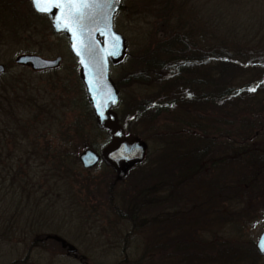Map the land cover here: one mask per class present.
Here are the masks:
<instances>
[{"label":"trees","instance_id":"16d2710c","mask_svg":"<svg viewBox=\"0 0 264 264\" xmlns=\"http://www.w3.org/2000/svg\"><path fill=\"white\" fill-rule=\"evenodd\" d=\"M191 1H141L144 8L155 9L144 11L146 16L161 17L156 24L162 31L149 55L134 61L131 76L150 90L140 99L122 98L118 107L123 104L119 117L124 129L140 136L150 129L155 144L126 174L133 175L127 189L115 192L121 180L107 184V201L114 216L128 223L129 236L141 233L143 255L153 252L160 264H248L257 255L252 240L250 246L240 244L243 221L264 202V16L246 25L252 26L250 32L236 34V19L225 32L220 26L224 17L238 18L230 15L233 3L242 9L248 0H212L209 12L216 18L209 25L205 18L186 15ZM132 59L128 52L121 64ZM3 91L13 95L12 101H2ZM0 92V149L6 138L18 139L33 128L37 117L36 127L54 119L41 96L22 95L7 73L0 75ZM84 105L93 119L85 97ZM28 107L29 122L20 123ZM125 117L140 124L130 129ZM83 134L77 126L76 137ZM89 142L87 147L95 150L103 146ZM5 155L6 150L0 151V160ZM57 169L69 173L66 167L61 173ZM22 192L35 200L37 189ZM7 220L0 221L3 233L13 230ZM221 226H229L228 240L217 235L211 240L209 235Z\"/></svg>","mask_w":264,"mask_h":264},{"label":"rangeland","instance_id":"374dc122","mask_svg":"<svg viewBox=\"0 0 264 264\" xmlns=\"http://www.w3.org/2000/svg\"><path fill=\"white\" fill-rule=\"evenodd\" d=\"M141 1L122 0L123 8L119 9L113 22L115 30L126 40V54L129 52L133 57L132 62L126 60L110 68V76L120 100L124 98L125 102L149 94L148 84L131 78L136 71L134 61L137 57H144L145 53L149 55L157 38L156 33L162 31L158 27L160 22L156 24L161 17L154 20L146 16L144 11L155 9L144 8ZM154 1L158 0H147L151 5ZM9 2L6 0L0 12V64L6 67L1 75L7 73L22 95L34 93L41 96L39 100L46 108L50 107L54 119L36 127L37 117L31 122L35 125L33 128L27 129L18 139L6 138L0 149L2 153L6 150L5 156L9 154L11 160L7 161L5 156L0 160V209L4 215L0 221L8 219L13 224L12 231L3 233L0 222V264H160L153 252L143 255L144 240L141 233L135 234V237L129 236L128 223L113 214L107 201V184L111 181L114 183L115 173L112 170L110 172V167L102 162L86 169L79 161V154L89 148V141L95 140L102 146L108 140V135L97 128L94 116L91 119L85 112V93L77 73V60L69 51L65 35L53 32L47 17L32 15L26 0L18 9L13 8L18 4L9 5ZM239 4L233 3L235 6L230 14L238 18L224 17L220 25L223 31L228 32V25L236 19L234 21L239 24L236 34L250 32L252 24L251 27L246 25L264 16L263 1L248 0L242 9ZM212 8V0H192L187 3L186 15L194 14L196 20L198 17L205 18V23L209 25L216 18L214 12H209ZM136 9L140 10L137 15L132 13ZM241 20L245 26L241 25ZM31 54L48 59L58 57L60 61L57 67L47 70H33L30 66L15 63L19 56ZM9 91L0 92L2 101H12L10 97L13 98V95ZM122 105L115 108L121 125L119 112H123ZM23 117L20 123L29 122L27 118L31 117V107L24 110ZM127 118L125 121L130 123V129L140 124V120L133 122ZM77 126H80L85 138L76 137ZM144 131L146 135H130L145 142L149 152L151 144H155L151 139L153 132L150 129ZM73 144H77L76 147ZM65 167L68 175L60 172ZM57 168L61 174L57 173ZM131 176L125 175L119 180L115 192L127 189ZM30 187L37 189L35 200L33 195L29 199L21 193ZM258 204L251 214L252 218L244 219L246 225L239 240L240 244L247 246L252 240L257 256L248 264H264V255L259 254L255 247L256 239L264 228V202ZM218 228L209 238L212 240L217 235L228 240L229 226ZM47 234H57L74 245L75 252L84 260L67 256V251L58 242L40 240ZM199 234L207 235L203 230ZM165 263L170 264L168 260Z\"/></svg>","mask_w":264,"mask_h":264},{"label":"water","instance_id":"95a60500","mask_svg":"<svg viewBox=\"0 0 264 264\" xmlns=\"http://www.w3.org/2000/svg\"><path fill=\"white\" fill-rule=\"evenodd\" d=\"M121 2L122 0H119V3L113 6L114 12L106 5L86 7L83 26L78 30L69 20L60 19L64 15L62 9L52 8L45 14L33 7L36 12L47 15L53 32L63 33L66 36L69 50L77 59V73L91 106L95 124L98 129L106 130L109 136V141L99 151L91 148L81 151L79 161L86 169L103 162L112 168L115 180L122 179L135 164L143 162L148 154L147 144L136 136L126 134L115 111L120 96L109 75V69L110 65L121 62L126 52V40L113 26V18ZM109 15L110 24L106 19ZM66 24L68 27H65ZM115 36L119 37L116 47H114ZM59 61L58 57L47 59L39 55H22L15 62L30 65L34 70H44L57 67ZM3 71L4 66L0 64V73ZM45 238L59 241L63 248H67L68 253L76 251L74 245L58 235H47ZM262 246H264V229L255 242L257 252L264 255V251L260 250Z\"/></svg>","mask_w":264,"mask_h":264},{"label":"snow or ice","instance_id":"6c2138e0","mask_svg":"<svg viewBox=\"0 0 264 264\" xmlns=\"http://www.w3.org/2000/svg\"><path fill=\"white\" fill-rule=\"evenodd\" d=\"M31 3L38 12L45 14L52 8L62 9L64 15L60 19L69 20L74 28L78 30L83 26L82 22L85 18L84 9L86 7H91L93 5H106L110 11L114 12L113 6L119 3V0H31ZM106 19L110 24V15L106 16ZM65 27H68V25L66 24ZM114 41V47L118 46L119 37L115 36ZM73 47H75V44ZM260 250L264 251V246H262Z\"/></svg>","mask_w":264,"mask_h":264},{"label":"flooded vegetation","instance_id":"af4514ba","mask_svg":"<svg viewBox=\"0 0 264 264\" xmlns=\"http://www.w3.org/2000/svg\"><path fill=\"white\" fill-rule=\"evenodd\" d=\"M5 2H6V0H4ZM3 0H0V12H2V10H3V8H4V4H5V2H4ZM26 2H27V4H28V6H29V10H30V13L33 15H35V16H43V17H47V16H45V15H40V14H38L37 12H35L34 10H33V8H32V4H31V2H30V0H26ZM21 3H24V0H10V2H9V5L10 4H14V5H16V4H18V6L16 5L15 7H13V8H15V9H18L20 6H21ZM6 17V16H5ZM17 18V17H16ZM40 240H46V239H40ZM39 240V241H40ZM47 240H52V239H47ZM54 241V240H53ZM54 242H56V241H54ZM61 247V246H60ZM62 248V247H61ZM62 249H65V248H62ZM66 250V249H65ZM67 256H71L72 258H74V259H77V260H79V261H82V260H84V258L82 257V256H80V255H78V254H73V253H67L66 254Z\"/></svg>","mask_w":264,"mask_h":264}]
</instances>
